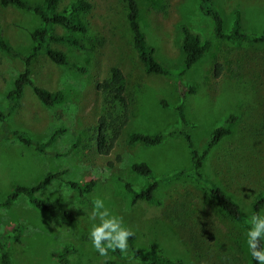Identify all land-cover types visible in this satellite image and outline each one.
Returning a JSON list of instances; mask_svg holds the SVG:
<instances>
[{
	"label": "rangeland",
	"instance_id": "obj_1",
	"mask_svg": "<svg viewBox=\"0 0 264 264\" xmlns=\"http://www.w3.org/2000/svg\"><path fill=\"white\" fill-rule=\"evenodd\" d=\"M71 1L59 0L58 9ZM87 1L91 4L83 14L87 31L78 35L83 48L49 43L86 70L57 65L44 52L30 66L32 82L50 91L61 90L64 101L46 107L26 85L13 110L0 120V134L3 128L19 130L39 141L55 129L63 130L45 152L14 139H0V201L16 184L32 185L46 172L62 171L60 179L52 180L35 195L73 214L72 219H67L60 211L44 212L32 206L24 195L9 206H0V234L8 236L15 225L22 226L19 242L9 236L7 239L12 263L58 264L60 250L70 246L73 250L68 264H141L128 257L117 259L111 252L101 257L91 247L89 216L93 200L99 198L111 215L121 217L124 226L133 231L136 245H152L171 258L209 264L196 258L188 223L199 216L206 218L198 213L201 209L204 213L211 211L207 219L218 231L229 227L210 209L197 185L188 178L167 180L155 189L159 204L154 205L134 201L125 184L137 190L151 180L133 172V162H146L154 177L188 169L189 151L179 132L186 131L201 150L212 130L233 114L232 132L210 148L201 172L225 189L249 215L253 196L264 190V42L254 44L215 36L212 20L199 9V0H136L146 42L165 66L174 71L182 69L179 23L211 43L210 49L179 80L147 74L132 47L126 0ZM212 3L221 16L223 32L231 30L238 11L241 31L264 34V0ZM38 24L39 18L33 12L0 4V38L10 47V51L0 48V112L7 108V93L23 68V56L31 45L30 32ZM53 31L64 32L58 25ZM215 63L221 65L216 77ZM111 66L120 67L125 75L129 118L109 152L100 154L94 143V126L107 108L97 85L107 77ZM179 83L192 85L193 92L182 91ZM180 103L185 123L180 122L175 110ZM172 130L176 132L170 134ZM134 132L161 133L165 137L156 145L131 144L128 137ZM77 140L78 146L72 147ZM89 179L94 180V185L84 195H78L67 183ZM182 221L187 223L185 227L180 225ZM192 233L197 235L194 230ZM238 237L243 244L240 264H245L246 234L241 231Z\"/></svg>",
	"mask_w": 264,
	"mask_h": 264
},
{
	"label": "trees",
	"instance_id": "obj_2",
	"mask_svg": "<svg viewBox=\"0 0 264 264\" xmlns=\"http://www.w3.org/2000/svg\"><path fill=\"white\" fill-rule=\"evenodd\" d=\"M3 6L12 5L33 12L39 18V24L30 32L31 45L29 52L23 56V68L17 74L13 81V87L7 93V108L4 112H0V120H4L6 116L13 110L15 103L21 97L23 89L29 85L36 98L46 107L61 104L64 101V95L61 90L50 91L46 88L34 84L30 78V66L34 58L44 52L47 57L55 64L61 66H69L78 71H85L86 68L79 62L73 60L67 53L62 50L53 48L49 45L50 42L63 43L75 48H83V42L78 36L87 31V24L83 19V14L91 8V4L87 0H73L66 4L61 10L58 9L59 0H40L30 2L28 0H0ZM199 9L203 14L209 16L213 23L214 35L225 40H245L258 44L264 42V34L249 35L239 28V12H235V18L232 23V28L228 32H223L222 19L212 3V0H199ZM136 0H126V23L129 29L132 47L136 53L139 63L142 65L145 73L157 74L161 76L174 77L179 80L184 71L190 68L205 52L210 49L211 43L207 39L192 32L184 23L178 24L180 31L179 45L183 53L182 69L174 71L171 68L160 63L154 56V49L149 46L145 39V34L140 26L139 12ZM60 26L64 32L56 33L53 31L54 26ZM0 48L5 51H10L9 45L0 38ZM214 75L219 76L221 65L215 63ZM178 82V81H177ZM126 78L118 66H111L106 78L98 83L97 88L103 95V101L106 106V111L102 113L94 126V143L96 150L100 154H106L113 147V144L121 134V131L129 118V105L126 97ZM183 89L193 92L192 85L183 86ZM178 118L181 123H185V115L183 105L180 103L175 106ZM235 121V115L229 114L224 123L215 127L205 146L199 150L194 146L191 136L186 131H180L184 141L188 147L190 166L188 169H180L170 175L154 177V174L146 162H133L130 166L131 170L137 174L143 175L151 179L146 185L139 189H133L129 183L125 186L132 194L134 201L144 200L148 203L157 205L159 200L154 195L155 189L167 180L188 178L194 185H197L204 200L211 205V210L221 219L224 220L229 227L227 231H218L211 226L207 219L211 211L204 213L198 209V213L206 218L199 216L198 219L188 223L189 241L195 248V256L199 261L203 259L209 264H240L242 261L241 253L243 244L238 235L244 232L247 233L251 228L250 217L253 214H262L264 207V190L258 191L252 198L250 203L249 215H245L239 204L214 181L208 179L202 174L203 160L207 156L211 147H213L223 137L232 132V125ZM62 129H55L45 140H34L25 132L19 130H8L3 128L0 134V139H14L26 146H33L39 152H45L46 148L52 144ZM174 130L170 132L173 134ZM164 134H143L134 132L128 137L129 143H142L144 145H156L160 143ZM77 143L72 144V147L78 146ZM62 171L46 172L43 177L35 184H16L8 195L0 201V206H9L19 195H24L28 202L37 209L47 213L62 212L65 218L72 219L73 214L63 208H59L49 201L39 198L35 193L44 188L49 182L54 179H60ZM69 187L77 192L78 195H84L92 190L94 180L89 179L83 183L76 181H68ZM228 223V224H227ZM183 227L187 225L182 221L180 224ZM211 226V227H210ZM193 230L195 234H193ZM239 230V231H237ZM22 232L21 225H15L9 237L15 242H19ZM8 236L0 234V264H13L10 256V250L7 243ZM129 247L126 254H122L119 249L114 252L117 259L130 258L137 260L141 264H194L186 262L182 259L171 258L163 255L157 248L150 245L146 248H141L135 244L134 236L128 240ZM247 244V243H246ZM247 248V247H246ZM73 250L70 246H63L58 253V264H68V255ZM246 263L257 264L252 259L248 248L246 249ZM241 260V261H240ZM113 263V261H112ZM110 262V264H112Z\"/></svg>",
	"mask_w": 264,
	"mask_h": 264
},
{
	"label": "clouds",
	"instance_id": "obj_3",
	"mask_svg": "<svg viewBox=\"0 0 264 264\" xmlns=\"http://www.w3.org/2000/svg\"><path fill=\"white\" fill-rule=\"evenodd\" d=\"M92 204L89 216L92 226L88 237L91 247L101 257H106L110 251L117 249L126 254L128 240L134 236L133 231L124 226L121 217L110 214L102 199L96 198ZM249 222L251 228L246 233L248 251L257 264H264V214H253Z\"/></svg>",
	"mask_w": 264,
	"mask_h": 264
}]
</instances>
